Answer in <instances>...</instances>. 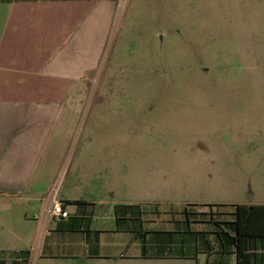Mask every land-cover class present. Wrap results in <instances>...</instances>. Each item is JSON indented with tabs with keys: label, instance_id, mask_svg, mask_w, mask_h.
I'll list each match as a JSON object with an SVG mask.
<instances>
[{
	"label": "crops",
	"instance_id": "0c3cea01",
	"mask_svg": "<svg viewBox=\"0 0 264 264\" xmlns=\"http://www.w3.org/2000/svg\"><path fill=\"white\" fill-rule=\"evenodd\" d=\"M117 1L0 0V221L14 245L0 264L32 247L34 264H237L243 204H210L162 172L118 171L114 156L69 154L83 146L87 74L101 69ZM53 189L66 219L49 215ZM172 190L181 200L162 215ZM248 249L249 264H264V238Z\"/></svg>",
	"mask_w": 264,
	"mask_h": 264
},
{
	"label": "rangeland",
	"instance_id": "374dc122",
	"mask_svg": "<svg viewBox=\"0 0 264 264\" xmlns=\"http://www.w3.org/2000/svg\"><path fill=\"white\" fill-rule=\"evenodd\" d=\"M112 16L69 154L165 173L210 204H264V0H118ZM163 199L176 212V190ZM11 245L0 221V257Z\"/></svg>",
	"mask_w": 264,
	"mask_h": 264
},
{
	"label": "trees",
	"instance_id": "16d2710c",
	"mask_svg": "<svg viewBox=\"0 0 264 264\" xmlns=\"http://www.w3.org/2000/svg\"><path fill=\"white\" fill-rule=\"evenodd\" d=\"M234 217L233 243L237 264H249L251 252L248 249V240L253 237L264 238V204L235 205Z\"/></svg>",
	"mask_w": 264,
	"mask_h": 264
},
{
	"label": "built area",
	"instance_id": "2783aa9c",
	"mask_svg": "<svg viewBox=\"0 0 264 264\" xmlns=\"http://www.w3.org/2000/svg\"><path fill=\"white\" fill-rule=\"evenodd\" d=\"M57 191L52 190L50 196L49 215L55 220H62L68 217V212L64 209V203L57 199ZM36 248L32 247L26 252V256L15 260V264H34V261L29 258L30 255L35 254Z\"/></svg>",
	"mask_w": 264,
	"mask_h": 264
}]
</instances>
